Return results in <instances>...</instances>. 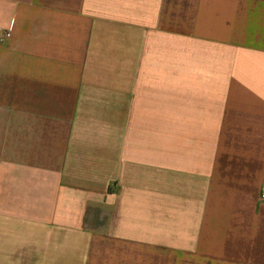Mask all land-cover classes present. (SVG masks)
<instances>
[{
    "label": "crops",
    "instance_id": "crops-1",
    "mask_svg": "<svg viewBox=\"0 0 264 264\" xmlns=\"http://www.w3.org/2000/svg\"><path fill=\"white\" fill-rule=\"evenodd\" d=\"M0 264H264V0H0Z\"/></svg>",
    "mask_w": 264,
    "mask_h": 264
},
{
    "label": "built area",
    "instance_id": "built-area-1",
    "mask_svg": "<svg viewBox=\"0 0 264 264\" xmlns=\"http://www.w3.org/2000/svg\"><path fill=\"white\" fill-rule=\"evenodd\" d=\"M9 36H10L9 31H4V32L0 31V38L6 39ZM261 199L264 200V194H262Z\"/></svg>",
    "mask_w": 264,
    "mask_h": 264
}]
</instances>
